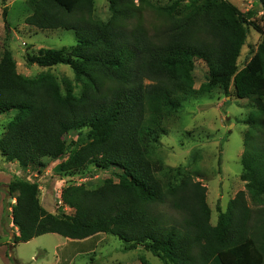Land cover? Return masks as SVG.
<instances>
[{"label":"trees","instance_id":"obj_1","mask_svg":"<svg viewBox=\"0 0 264 264\" xmlns=\"http://www.w3.org/2000/svg\"><path fill=\"white\" fill-rule=\"evenodd\" d=\"M27 6V26L72 31L76 41L26 54L25 65H65L73 81L49 73L25 77L11 52H2L0 116L14 115L0 135V156L22 169L59 160L54 170L67 176H82L89 166L114 171L90 187H64L56 214L41 205L36 182L13 178L3 203L17 231L10 250L45 234L86 240L103 233L124 242L125 250L141 246L163 264H264V42L239 67L246 25L264 34L249 20L251 12L226 0H108L110 16L101 21L94 0H28ZM7 15L4 7L8 38ZM195 60L207 67L209 89L248 100L250 108L242 121L244 189L225 211L216 208L215 224L207 188L153 155L167 134L164 122L204 96L193 88ZM70 134L76 139H66ZM65 207L72 212L65 214Z\"/></svg>","mask_w":264,"mask_h":264},{"label":"rangeland","instance_id":"obj_2","mask_svg":"<svg viewBox=\"0 0 264 264\" xmlns=\"http://www.w3.org/2000/svg\"><path fill=\"white\" fill-rule=\"evenodd\" d=\"M28 0H0V55L8 50L16 62L17 72L25 77L34 78L41 73H49L60 81L68 78L73 81V73L68 66L57 65L41 68L36 65L26 66L25 56L39 55L41 50L59 49L75 44L72 31H39L27 26L24 19L30 14ZM174 0H151L155 5H167ZM188 0H182L186 3ZM241 13L251 12L249 20L264 32V10L258 0H226ZM8 10L10 36L7 38L2 21V11ZM108 0H94V17L101 21L108 20ZM145 21L153 17L144 15ZM149 23H147L148 25ZM247 37L239 57V67L251 57V47L264 42V34L255 31L252 25H246ZM193 88L203 92L198 99L191 98L183 107L173 113L165 122L167 131L160 137V143L153 150V155L164 165L191 173L194 181H199L207 188L206 201L211 209V223L215 224L218 216L217 207L225 211L227 202L240 190L245 182L241 179L242 134L245 125L242 121L249 111V101L225 97L221 92L209 89L208 70L203 61H194L192 72ZM64 93V88L61 86ZM79 95L80 86L74 87ZM13 112L0 116V135L6 124L13 118ZM66 139H76L70 134ZM59 160L48 161L44 169L20 168L16 163L6 161L0 156V264H141L140 257L149 264H163L150 252L136 249L125 250L126 244L108 234H97L86 240H69L57 234H45L33 238L27 243L13 246L16 230L11 224L10 213H6L3 203L6 197L5 186L13 178L36 182L41 205L50 213H59L60 193L70 184L93 186L112 175V169L100 170L89 166L82 176L60 175L55 172ZM114 181L117 179L114 178ZM15 199H11V204ZM219 210V209H218ZM10 211V209H9ZM65 214L71 209L65 207ZM164 211L175 216L171 210ZM8 240V244H6ZM6 247V251H5ZM5 251V253H4Z\"/></svg>","mask_w":264,"mask_h":264},{"label":"crops","instance_id":"obj_3","mask_svg":"<svg viewBox=\"0 0 264 264\" xmlns=\"http://www.w3.org/2000/svg\"><path fill=\"white\" fill-rule=\"evenodd\" d=\"M16 230V229H15ZM4 233L0 230V235H3ZM16 235H17V231H16V233H15ZM6 244H8V240H6ZM2 246H5V244H3V243H1L0 244V248H2ZM5 251H6V247H5ZM5 251H4V253H5Z\"/></svg>","mask_w":264,"mask_h":264}]
</instances>
